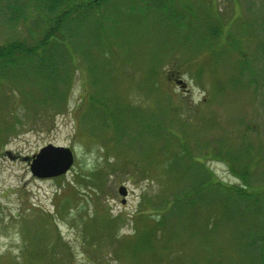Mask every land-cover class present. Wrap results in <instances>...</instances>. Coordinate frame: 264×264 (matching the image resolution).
Listing matches in <instances>:
<instances>
[{"label":"rangeland","instance_id":"rangeland-1","mask_svg":"<svg viewBox=\"0 0 264 264\" xmlns=\"http://www.w3.org/2000/svg\"><path fill=\"white\" fill-rule=\"evenodd\" d=\"M162 2L81 10L0 68V264H264V0ZM5 11L0 44L56 18ZM49 143L75 161L40 178Z\"/></svg>","mask_w":264,"mask_h":264},{"label":"trees","instance_id":"trees-1","mask_svg":"<svg viewBox=\"0 0 264 264\" xmlns=\"http://www.w3.org/2000/svg\"><path fill=\"white\" fill-rule=\"evenodd\" d=\"M4 3L6 11L4 12V17L9 22V24H16L21 19L27 17L26 8L34 3L36 7H42L47 9L50 13H53L56 18L54 19V24L45 30L44 35L34 44L27 45L21 40H13L5 44H0V68L5 66V62L15 65L14 62L22 56V54H35L40 57L41 60L48 59V53L54 48L53 39L56 38V31L67 21H73L74 17H79L81 10L95 9L100 10L102 5L109 2L110 0H1ZM167 0H163L160 4V9H165L168 11L165 15L167 18L174 19L173 13L170 12V7L166 4ZM29 9L27 10V13ZM221 29H216V33H220ZM220 35V34H219ZM63 39H67L64 36ZM2 63V64H1ZM41 63V62H40ZM7 69V68H4ZM154 132H152L153 134ZM125 167V166H123ZM144 171L143 168L137 167ZM246 170H243L239 176L245 182L247 181ZM241 189V188H240ZM245 194L242 192L241 195ZM144 231L145 240L150 239L151 233L156 231L155 228L150 227V229L142 230Z\"/></svg>","mask_w":264,"mask_h":264},{"label":"water","instance_id":"water-1","mask_svg":"<svg viewBox=\"0 0 264 264\" xmlns=\"http://www.w3.org/2000/svg\"><path fill=\"white\" fill-rule=\"evenodd\" d=\"M182 83L183 80H180ZM75 161V154L69 146L49 143L34 154L30 168L34 175L40 178L56 177L70 170ZM119 193L126 196L127 187L122 185ZM125 202V198L123 199Z\"/></svg>","mask_w":264,"mask_h":264}]
</instances>
